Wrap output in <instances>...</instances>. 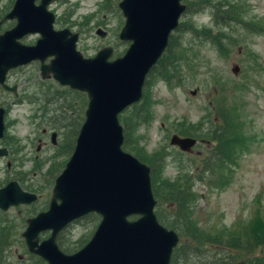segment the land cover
<instances>
[{
  "label": "rangeland",
  "instance_id": "374dc122",
  "mask_svg": "<svg viewBox=\"0 0 264 264\" xmlns=\"http://www.w3.org/2000/svg\"><path fill=\"white\" fill-rule=\"evenodd\" d=\"M10 1L0 0V18ZM119 1L65 0L49 6L48 10L55 16L54 29L66 28L78 34L76 48L84 58L93 57L100 48L109 46L112 48L111 60L121 56L128 46V42L117 38L123 23L116 7ZM194 1H181L185 11L179 19V28L171 34L173 42L186 51L188 61H183L185 57L181 59L183 66L180 71L172 70L171 65L165 68L168 84L162 78H153L155 71L147 75L142 91L147 107L144 116L136 115L140 101L125 109L118 120L122 127L124 123L133 125L132 136L143 161L124 150L150 170L151 161L164 156L165 164L160 168L161 185L174 183L168 187L174 192L177 188L175 183L192 179L193 214L197 224L211 227V232L228 234L227 231L236 223L245 224L253 218L264 221V0H211V5H233L236 13L235 22L221 30L225 36L230 35L232 42L228 47L226 40L223 41L225 52L221 54L210 42H205L203 36L197 38L183 32L188 25L197 31L211 25L212 11L206 3H196L193 9L187 10V5ZM5 24L3 22L2 25ZM253 26L254 32H248L247 28ZM96 29L104 31L105 37L95 35ZM211 33L213 35L215 30ZM37 38V35H29L20 42L32 45ZM173 54L176 55V51ZM234 67L237 70L233 71ZM36 68L30 65L22 72L10 73L7 78L8 84L17 86L20 99L11 106L4 120L3 137L6 138L3 144L11 142L12 155L0 160V183L4 185L14 180L23 190L36 194L37 199L30 205L0 212V235L6 238L12 224L18 234L24 229L27 217L46 209L53 179L71 153L86 104L85 96L70 91L69 96L75 100V103L70 102L71 109L77 110L68 116L73 123L64 130H51L54 126L49 121L58 115L43 113L47 110L44 109L45 101L52 97L53 91L66 93L68 90L52 81L40 80L37 71L31 72ZM22 91L28 96L21 95ZM45 93L48 94L43 99L41 95ZM2 96L6 105L13 101L6 92ZM76 102L79 103L78 108ZM60 104L55 100L47 108L58 109L62 106ZM61 108L65 111L64 107ZM224 124L226 129L232 128L233 133L225 143L232 140L238 143V147L226 165L222 189L216 190L195 179L214 147L215 138H209L214 130L225 127ZM47 127L49 131L42 134V129ZM172 134L202 140L203 143L197 142L190 152L181 153L168 145ZM7 161L9 167L6 166ZM152 165L157 167V162ZM156 219L168 228L157 216ZM93 229L94 225L83 220L67 236L71 242L69 245L78 244L75 241H81L80 246L85 244ZM14 241L17 242V254L13 253L7 259L4 257L3 261L0 260L2 264H36L18 235L14 236ZM205 254L206 258L210 256ZM203 259L190 258L184 264H199L198 261L203 262Z\"/></svg>",
  "mask_w": 264,
  "mask_h": 264
},
{
  "label": "water",
  "instance_id": "95a60500",
  "mask_svg": "<svg viewBox=\"0 0 264 264\" xmlns=\"http://www.w3.org/2000/svg\"><path fill=\"white\" fill-rule=\"evenodd\" d=\"M35 1L14 0L4 16L15 18L16 24L0 35V84L7 70L39 60L42 78L51 74L60 86L84 93L86 106L71 155L53 181L47 209L25 221L20 236L26 250L46 264H169L178 236L157 221L149 168L121 149L117 116L141 98L145 75L178 26L184 11L181 0H121L117 8L124 22L118 38L129 45L112 61L110 47L82 57L75 48L76 33L52 29L53 14L45 9L51 0H39L38 5ZM34 33L39 38L33 46L17 42ZM95 34L105 35L101 29ZM49 56V64L42 65ZM2 131L0 110V137ZM194 144L188 137L169 139V145L184 152ZM4 154L0 150V156ZM35 199L13 181L0 188L1 211ZM88 213L99 216L89 240L72 254L61 252L56 234ZM42 232L49 235L39 240Z\"/></svg>",
  "mask_w": 264,
  "mask_h": 264
},
{
  "label": "trees",
  "instance_id": "16d2710c",
  "mask_svg": "<svg viewBox=\"0 0 264 264\" xmlns=\"http://www.w3.org/2000/svg\"><path fill=\"white\" fill-rule=\"evenodd\" d=\"M188 1V0H187ZM195 3L187 5V10L193 9L196 6V3L205 4L211 7L212 11V26L209 29H202L201 31H196L188 26L183 28V32H189L193 37L203 36L205 42H210L212 46L218 51V53H224L222 43L226 40L228 47L232 44L230 41V35L225 36L222 34L221 30L228 26L229 23L235 22V8L234 6H229L227 3H216L211 5V0H195ZM188 12V11H186ZM189 28V31L188 29ZM215 30V33L212 35L211 31ZM255 27L247 28V31L254 32ZM254 34V33H250ZM176 51V55L173 52ZM166 55L162 56L159 59L154 67L150 70V74L155 71L163 81L167 82V77L164 74V70L167 66L171 65L172 70H179L183 66L181 65V59L183 61L187 60L186 51L180 49L179 44L173 42V38H170L168 41ZM189 58V57H188ZM188 61V60H187ZM180 71V70H179ZM70 91L66 93L60 91H53V95L50 99L45 101V107L43 113L51 112L55 115V118H51L49 124L55 129L64 130L70 127L73 123V119H69V114L71 112H77L76 109H71L72 105L70 102H74L69 94ZM46 94H42L44 99ZM78 94V93H76ZM82 96V95H81ZM83 97V96H82ZM61 102L58 109H49L47 108L49 104H52L53 101ZM63 101V102H62ZM69 102V103H67ZM143 103V106H140ZM139 107L137 108L136 115L138 117H143L147 107L145 105L144 97L141 100ZM61 107L65 108L63 111ZM76 107H79V103L76 102ZM225 125V124H224ZM219 127L214 130L211 138H215L214 147L210 150L209 157H206L202 163L201 173L198 174L196 181L204 182L207 187L213 188L216 190H221L223 186V179L226 175V165L230 161L231 155L234 154V150L238 147V143L235 141H225L228 138H231L232 128L228 127ZM132 124L123 125V144L122 148L133 153L134 156L139 159H143L139 150L135 146V141L132 136ZM228 131V133H227ZM75 135V134H73ZM132 136V137H131ZM74 137V136H73ZM143 161V160H142ZM157 162V167H154L152 163ZM165 164L164 156L161 158H155L151 161V170H150V182L151 190L153 197L155 198V215L158 220L161 221L168 229L173 230L178 238V244L172 250L170 257V264H184L190 258L203 259V262L198 261L199 264H230L237 262H244L246 264H264V221L259 219H251L245 224L236 223L232 225L231 229L228 230V234L224 232H211V227H203L200 224H197V220L193 214V203L194 196L191 192V186L193 180L190 178L185 179L184 181H176V189L172 192L168 187H172L174 183L168 184L164 183L161 185L160 178V168ZM226 181H224V185ZM167 186V187H166ZM95 227V223H94ZM0 247L3 249L2 252L5 253L4 249L6 247L4 238L0 235ZM66 242L58 243L61 250L64 252H71L82 244L81 241H75L78 244L74 243L69 245L71 242L64 240ZM74 247V248H73ZM73 248V249H72ZM209 252H212L209 254ZM208 256L206 258V254ZM5 255H0L3 257ZM209 260H206L208 259ZM35 263V262H34Z\"/></svg>",
  "mask_w": 264,
  "mask_h": 264
},
{
  "label": "flooded vegetation",
  "instance_id": "af4514ba",
  "mask_svg": "<svg viewBox=\"0 0 264 264\" xmlns=\"http://www.w3.org/2000/svg\"><path fill=\"white\" fill-rule=\"evenodd\" d=\"M59 1H65V0H54V1H52L50 4H49V6H52V5H54L55 3H57V2H59ZM13 3H14V0H11L10 2H9V4L7 5V7H6V11L1 15V18H0V35H2L4 32H7V31H9L15 24H16V20H5L4 19V16L7 14V13H9V11L11 10V8H12V6H13ZM48 6V7H49ZM3 22H6V24L5 25H7V24H9V26H5V25H2L3 24ZM29 36V35H28ZM98 36V35H97ZM105 36V35H104ZM103 36V37H104ZM26 37V36H25ZM98 37H100V36H98ZM103 37H101V38H103ZM34 44H35V42H34ZM33 44V45H34ZM25 45V44H24ZM32 45V46H33ZM52 59V56H49V58H47L46 60H44L43 61V63H42V65H48L49 64V62L48 61H50ZM30 65H32L33 67H37L36 68V70H31V72H34V71H37V73H38V76H39V78H40V80H48V81H52L51 80V76L50 75H48L47 74V76H45L44 78H42L41 77V73H40V66H41V63H40V61L39 60H31V61H29L28 63H26V64H24V65H22V66H20V67H17V68H15V69H12V70H9V71H7L5 74H4V81H3V85L2 84H0V110L2 111V120H3V124H4V120H5V118H6V115H7V113H8V111L10 110V108H11V106L12 105H16L15 104V101L16 100H18V99H20V97H19V93L17 92V86L16 85H14V84H8L7 83V78H8V76H9V74L10 73H14V72H22L23 71V69L25 68V67H28V66H30ZM52 82H54V84H56L57 86H58V84L55 82V81H52ZM32 87V86H31ZM30 87V88H31ZM25 88V87H24ZM33 90H35V88H33ZM4 92H6V93H8L10 96H12L13 97V101H11L8 105H6L7 103H4V100H3V96H2V94L4 93ZM28 93H26L25 91H22L21 92V95H24V96H28L27 95ZM51 126H53V125H51ZM51 130H53V131H57L58 129H55V127H52V128H50ZM4 131H5V124H4ZM49 131V127H47V129H42V134H46V132H48ZM4 133V132H3ZM4 138H6V137H3V135L0 137V150H5V154L4 155H2V156H0V160L1 159H5V158H7L9 155H12V152H11V150H10V147L12 148V145H10L11 144V142H8L7 144H3V140H4ZM38 141H40V140H38ZM197 142H200V143H202L203 141L202 140H196ZM197 144V143H196ZM195 144V145H196ZM205 144H208V143H205ZM6 166L7 167H9V162L7 161L6 162ZM10 181H14V180H10ZM10 181H8V182H10ZM8 182H6L4 185L2 184V183H0V188H2L3 186H5ZM14 182H16V181H14ZM17 183V182H16ZM18 184V183H17ZM19 185V184H18ZM25 191V190H24ZM27 192V191H26ZM32 193V192H31ZM36 195V194H35ZM36 197H37V195H36ZM48 202H49V200H48ZM34 203V202H33ZM32 204V203H31ZM30 205V204H29ZM19 206H27V205H19ZM18 207V206H17ZM10 208H14V207H10ZM10 208H8V209H10ZM7 209V210H8ZM1 212V211H0ZM83 220H86V221H88L91 225H94V223H95V226L98 224V222H99V217L97 216V215H95V214H93V213H89V214H86V215H84V216H81V217H79V218H77V219H75V220H73L71 223H69L66 227H74V226H76V225H79V224H81L82 223V221ZM12 222H13V220H12ZM66 227L65 228H63L60 232H58L57 233V235H56V237H55V241H56V244H57V246H58V248L61 250V248H60V246L58 245V243H63V242H66V241H64V240H67L68 238L66 237V235L64 234V231H65V229H66ZM11 228V232H9V229ZM16 228V227H15ZM15 228H14V226H13V224H12V227H8V230H7V233H8V235H7V238L5 237V236H3L2 238H4V241H5V245H6V247H5V249H4V251H5V253L4 252H2L3 251V249H1V247H0V255H5V256H3V257H1V261H3L4 260V257H6V259L11 255V254H13V253H16L17 254V246H16V244H15V242L16 241H14V236L15 235H18L19 236V238H21V236H20V234H21V232L20 233H18L17 234V231H15ZM93 232V231H92ZM42 235L40 236V237H47L48 236V232H42L41 233ZM92 234V233H91ZM2 235V234H1ZM22 239V238H21ZM17 243V242H16ZM22 243L24 244V241H23V239H22ZM15 244V245H14ZM15 246V247H14ZM14 247V248H13ZM24 247H25V245H24ZM14 249V250H13ZM10 250H12V251H10ZM25 250H26V247H25ZM26 252H27V250H26ZM61 252H63V253H65L64 251H62L61 250ZM73 252H75V251H71V252H67V253H65V254H69V253H73ZM28 253V255H30V257H32L35 261V263L36 264H46L45 263V261L44 260H42L41 258H39L38 256H36V255H34V254H31V253H29V252H27ZM18 258H19V256H17ZM0 261V264H2V262ZM37 261H38V263H37Z\"/></svg>",
  "mask_w": 264,
  "mask_h": 264
},
{
  "label": "bare ground",
  "instance_id": "6f19581e",
  "mask_svg": "<svg viewBox=\"0 0 264 264\" xmlns=\"http://www.w3.org/2000/svg\"><path fill=\"white\" fill-rule=\"evenodd\" d=\"M166 49H167V48H166ZM166 49H164V50H163L164 52L161 53V57H162L163 55H165V53H166V52H165ZM161 57H160V59H161Z\"/></svg>",
  "mask_w": 264,
  "mask_h": 264
}]
</instances>
